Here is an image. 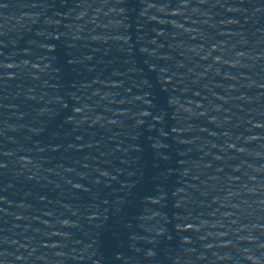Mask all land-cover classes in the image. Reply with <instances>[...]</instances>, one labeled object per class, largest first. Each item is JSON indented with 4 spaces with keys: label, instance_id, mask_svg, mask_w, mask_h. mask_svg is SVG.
Wrapping results in <instances>:
<instances>
[{
    "label": "water",
    "instance_id": "1",
    "mask_svg": "<svg viewBox=\"0 0 264 264\" xmlns=\"http://www.w3.org/2000/svg\"><path fill=\"white\" fill-rule=\"evenodd\" d=\"M0 264H264V0H0Z\"/></svg>",
    "mask_w": 264,
    "mask_h": 264
}]
</instances>
